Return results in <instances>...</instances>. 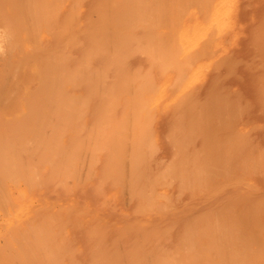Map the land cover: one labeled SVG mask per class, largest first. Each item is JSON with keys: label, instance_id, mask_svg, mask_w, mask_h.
Returning a JSON list of instances; mask_svg holds the SVG:
<instances>
[{"label": "bare ground", "instance_id": "bare-ground-1", "mask_svg": "<svg viewBox=\"0 0 264 264\" xmlns=\"http://www.w3.org/2000/svg\"><path fill=\"white\" fill-rule=\"evenodd\" d=\"M85 2L91 4L90 6L92 8L91 15H93V17L90 18L89 23L84 24L83 27L80 28L84 32L89 34L88 36L90 37V40L88 38L89 41H85L89 45L87 43H84L86 47L89 46L88 47L89 51L88 48L86 47L85 49H83L84 44L82 43L81 40H83L84 42V39L83 38L80 39L81 37L79 36V34H77L78 35L77 40L79 41L80 39L79 41L80 43L75 39L76 31L73 33L74 37H72L73 36L72 34L66 33L69 31V29L75 26L76 24L75 20H79ZM189 3L183 4L182 0H0V67L1 66L4 67V70L0 75V264H81L82 263V262L81 263L78 262L77 257L74 256L73 254L76 250L75 245L74 248L73 246L68 244V237H71L72 235L71 231L75 227V225L73 224L75 222L72 221L73 223L70 222L68 223V217H70L69 214L71 215V213L74 212H76L75 214H77V212H79L77 208L74 209L75 210L74 212H72L74 205L73 197H70L65 202H61V203L60 201H56V199L53 200L49 199L50 201L45 202L40 200L39 196L35 192V189L38 186L37 183L40 182L39 181L40 179L44 178L46 171L49 169L50 166L53 171V174L52 171L50 170L49 173L51 176L50 175L48 176L52 177L51 179H49L50 177L46 175V178H48L47 180L49 181L54 180L58 183H62L63 185L64 183H66L67 185V183L70 182H74L76 184L82 182L83 180L85 181L89 179L91 175L90 173H92L91 170L94 168L92 166L96 164V161L99 162L98 160L100 159L99 158L100 153L103 152L106 153V155H108L107 159H109V161L104 160V157L102 159V161L104 160L105 163L108 162L107 165L104 162H102L104 163V170L107 168L105 173H107L108 171V176L106 177L108 178L111 177V179L113 178L121 179L124 177L126 180L127 179L129 180L130 177L134 178L133 182H131L132 180L130 179V182H124V183L125 184L127 183L126 185L129 187L132 186L133 184L134 187H136L135 184L138 186L134 188L138 191L136 192L133 190L134 193H132L131 195L134 197V194H136L139 199L138 204L134 206L135 214H137V220L135 221L136 224L126 223L119 226V229H117V232L113 235V237L110 240L109 239L107 240L106 232L108 230V226L105 223H101L100 221L98 222L97 221L98 219L96 220L97 216L95 214V217L93 218H95L94 220L96 221L93 223V225H89L90 222L89 224H85L84 227L82 225L83 229L88 228L89 232H87V234L90 235V237L88 238H91L90 243L88 244V248H89L87 250L88 254H86L87 259L84 260L85 261L84 264H255L258 262L259 263L264 262V233L262 232L264 231L263 230L264 222L263 224H260V222H262L261 221L262 219L259 218L260 217L259 214L261 213L260 212L257 213V208L261 203H262L261 204L262 207L260 206L258 210L260 211V209H262V211L264 212V208H263L264 201L261 202L262 199L258 201V203L257 201L255 202V200L257 199L255 200L253 199V201L256 204L254 202L252 204L250 202H246L249 203L251 207H253L252 209L249 208L250 207L249 204H248L249 206L246 204V206H248V208H246L245 206L246 209L244 208L242 209L239 207L240 209H242L241 212L243 214L248 213L250 216V211H251L252 213L251 216L253 217V214L255 215L253 211H256L257 213V215H255L257 218L256 217L252 218L250 216L252 221L254 223L256 222L255 224L251 223L252 221L250 223L246 221L248 222L247 226L248 224L250 227L257 225L255 226V230H254L255 232L253 230L252 231L247 230L246 224L241 223L244 224L243 227L246 226V228L243 229L246 230L247 238L245 240L247 239L249 240L247 241V243L245 240H243V238L241 239V237H243V234L241 232L239 234L237 233L238 231L237 229L242 226L240 225V223H239L240 227L236 226L235 223L236 221H232L234 223L231 222L233 225L228 222L229 227L227 226V223H225L226 225L222 223L225 221H229L228 219H231L232 215L230 217L228 216L229 218L226 219L225 217L228 214L226 215L224 214L223 216L224 219H226L225 221L223 220L222 222L217 221V224H215V222L213 221L215 225L213 223H212L213 225H210L211 223L208 224L210 220L209 218L211 217L210 215L214 212L213 210V212L210 214L209 212L211 209L208 210L209 212L203 210V213L206 212V214L205 213L204 214L207 217H208L207 213H209L210 217H208V219H206L207 217L203 218V223L201 222L202 221L201 219L200 220L201 223L199 224L200 226H198L199 228L198 227L195 228V226L194 228L190 227L189 225H186L185 223L182 222L183 227L185 228V226H187V228L184 229L182 227L183 229H181L180 227L181 232L182 230H184L183 233H181V237L176 238V240L179 238L180 240L173 245L169 244L172 245L171 247L164 246L165 244L164 240L166 241L168 240V238H170V237L166 238V236L170 234L169 232L173 228L176 222L172 224L173 226L169 223L168 225L166 224L162 225L160 223L158 225H153L154 227L152 226L151 223H150L151 225L148 223V226L150 225L152 227L150 226L148 227L146 225V222L144 223L145 220L144 212H147L149 210L151 211V209H154L155 207H157L158 210L160 211L159 207L162 206L160 208L163 209L165 205L166 206L168 205L167 207L170 208L169 203L171 205V202L168 201L169 202L168 204H166L167 202L162 203L163 198L167 199L169 197V194L168 196L164 197L163 187L161 188L162 185L164 184L166 185V183H168L167 181L169 180V178H171V180L173 178L174 180L176 179L178 180L179 178L180 181L178 182V185L180 186L178 187H182L183 185L184 188L182 187L181 189L188 191L187 189H189V186H191L190 184H192V186L196 185L193 183L194 181L197 182V179H199L198 175L196 174H200V176H203L209 173L208 175H210L213 174V172L212 173L210 172L212 171L211 168L212 169L216 168V166L211 167L213 166L212 165L213 162L211 163V161H210L211 165L205 164V162H208L207 160H209L207 158L209 157V155H211V152H213V150L211 149L212 151L209 152V155L206 153L207 156L206 154L202 156V160L205 157H207L204 159L205 161L203 160V163L204 166H206L207 170L209 168L208 170L209 172L204 173V169H202L203 163L201 164L199 163L198 169H200L199 170L200 173L197 167H195L196 174H194L195 170L193 171L194 169L193 167L196 164H198L197 162H201V161H196L199 159L201 160L199 156L197 157L196 160L194 157L197 156V154L198 155L201 154V152L206 149L205 148L202 151L198 152L199 149H202L201 147L198 149V151L196 149V152H198L196 153V155L194 152H192L195 156L191 158L190 160L191 163H189L191 168L190 171L192 172L191 176H189V174L185 175L187 172L190 171L185 172L186 169L184 170V167L182 166V163H179L178 158H177L178 162H176L177 160L175 159V163L173 164L172 161L174 160L172 161L169 160L170 161L169 165H167L166 162L165 166L160 168L155 175L153 174L155 177L153 175L149 176V177L153 176L157 182L156 183L154 182L155 180H153L151 184L159 183L160 185L159 184L157 186L155 185L156 186L155 188L154 184H152L153 187L152 188L150 182H148L150 184L148 185L150 186V189L148 188V191L146 190L145 193L144 190L141 196L139 194V191L147 187L146 182L150 179V178H146L147 179L146 182L144 183L140 182V181H145V179L143 180L142 178L143 177L142 173L144 174L145 171L143 170L142 172V168L140 169L141 166L140 164L146 160L148 154L149 156L151 155L149 158L151 159L152 155L154 157V153H157L155 152L156 150L153 151L154 150L153 149L152 152L154 153L151 154L152 153L151 149L155 148L156 145L154 143L155 136H153V133L155 132H151L150 130V128H156L153 127L155 126V120L157 117L156 113L157 112L159 113V111H169L167 113L168 114L167 118L169 119V123H170V125L168 124L169 125L168 128H177V132L181 133L180 136L184 134L182 133L183 131H185L183 128L204 129L205 123L209 122L208 121L209 111L210 110L212 111L215 106L211 108L210 105L211 103L206 100L205 102L200 99L201 101L200 102L198 98L195 97L196 96L195 93H197L196 88L198 87L199 83L203 81L206 72L210 68H212L213 63L215 64V66L217 65L215 62L219 64L221 60L220 56L222 55L217 56L219 57L218 58L219 60L215 59V56L217 55L216 54L217 52L221 53V51L225 49V47L223 46L224 44H222L223 39L225 37H229V38L236 37V36L234 37V34L231 35V33L233 31V28H235L234 14L237 13L236 7L238 4V0H189ZM63 9L66 12L64 11L61 12L62 17L60 16L61 17L60 21H56L58 19V15H61L60 11H62ZM258 29L259 27L257 28V30ZM262 30L264 29H261V31ZM50 32L54 34L56 33L59 36H63L66 33L65 41L63 42L62 45L63 48L62 51L58 50L60 52H55V53H52L53 51L50 53L45 52L46 51L45 44L47 42V39H49ZM258 33H260V31ZM76 41L77 43H79V45L80 44L82 45L78 46ZM73 43H75L76 47L78 46V48L80 49L81 46H83L82 49L88 52L87 53L83 51L87 53L86 55H88L87 57L85 56L86 58L85 57L84 59L82 58L84 63L89 62L90 58L94 57L92 55H94L93 53L95 51L102 54L104 52L105 53L107 52L106 54L107 56H109L108 57L109 61L111 60V62L119 63L117 66H122L123 64H125L124 62L128 61V59L130 60L133 59L130 58L133 54H134L133 56H135V54H141L145 60L146 68L144 69V68L134 67L135 69L132 68L133 70L129 71L131 70L132 67L130 65V69L129 70L126 69V71L128 70V72H124V73L119 72L117 74V78L114 76L120 82L119 88L118 86L116 87L118 94H116V90H113L110 87H108V89L106 88V90L103 91H100L99 88H96V86L102 84L103 81L98 83L93 88L91 85H90L91 87L88 85V87L92 88L91 90L89 88V90L92 91L90 92V96H97L103 99L102 102L100 100L101 103L99 102V100L97 101V103L95 102L96 106L98 102L100 104H98V106L96 107L95 112L89 113L88 108L91 101V100L89 101L90 98L89 95L82 96V94H80L81 96H76L74 93H70V92L67 94H63L64 91L63 80L65 79L64 82L66 83L74 84L75 80H77L76 78H78L76 77L78 74L75 73L77 72L76 70L73 69L75 71L74 72L71 69L67 68L65 70L68 71H63L61 65V61H62L61 58L67 54L68 50L73 46ZM36 54H38L40 57L39 56L37 57ZM259 55L261 54L259 53ZM99 63L98 65H102ZM12 64H15L16 66H14L12 69H9L8 66H11ZM90 64L91 63H89V65L87 64V66H90ZM106 64H109L107 60H106ZM129 64L132 63L130 62ZM81 65H83L82 61H81ZM125 66H127V64ZM141 67H144V63L143 65H141ZM84 68L86 69V66ZM104 68L105 67H103V69ZM125 68L126 67H124V69ZM106 71L107 70H104L103 72L100 71L99 73L97 72L98 74L95 73L94 74L95 76L93 77L94 80L92 79V82L94 81L93 83L95 84L97 80L100 81L103 78L100 74L102 73L105 74ZM91 75L89 73V76ZM86 76L85 78H87ZM105 76H107L106 77L107 79L109 78L108 74ZM95 78H97L96 81ZM216 79L214 81H216L218 84V80ZM88 80L91 79H89L88 77ZM109 80L110 79H108L107 81ZM14 82L17 83L16 87L15 85H12V83ZM76 83L78 82L76 81ZM115 84L117 83L115 82ZM256 88H258V86ZM210 91L212 92V90ZM218 93H219V89H218ZM219 94L221 96V93ZM211 98H215V97H211ZM259 98L261 97L259 96ZM221 99L222 101L224 100L223 98ZM213 114L210 116L211 118L216 115ZM230 115L232 116V112ZM218 118L219 117H217V119ZM232 118L233 116L231 117V119ZM217 119L215 116L214 120ZM231 119L227 118V121ZM220 123L218 122L216 124L218 125ZM233 123L234 122L232 121V124ZM233 125H235V123ZM239 127L237 126V130L239 129ZM192 129H191L192 133L187 131L188 133L191 134V136H193L192 134L194 132V130L192 131ZM250 129L246 131H249L250 133L251 130H254V128H252L251 130ZM232 130L233 129H231L232 133L237 132L236 130L234 132ZM246 131L245 132L242 131L244 133V136L247 133ZM239 132L241 131H238V133ZM242 132L239 134L237 133L235 135L239 138ZM249 133L246 134V137L249 136L248 135ZM165 135L167 136L166 133ZM165 135H163V137ZM228 136L230 135L228 134L227 138ZM186 137L189 138V135ZM194 137L195 136H193V138ZM233 137L234 135L231 136L230 139ZM242 137L243 135L241 136V138ZM169 138L171 139V136H169ZM204 138L206 137L204 136ZM241 138H239L240 143H242ZM228 139L226 140L224 139L226 143ZM244 139H243V143L245 142ZM68 140L71 141L68 143ZM202 140H206V139L202 138ZM228 142L230 141L228 140ZM201 143H203V141ZM213 143L214 142H212V144ZM214 144L212 146L213 148H215ZM220 144L223 145L221 142ZM220 144L218 143L217 146L219 147ZM153 145H155V147H153ZM201 145L203 146V144ZM239 145L241 144H238V147ZM187 146L186 147L183 146L182 149L183 155L188 154V152L184 154L185 153L184 148H187ZM229 146H231V144ZM232 146L234 148V145ZM218 147L217 149L214 150H218ZM231 149L232 147L230 149H227L226 152H228V150L229 152L232 150H234L235 152L237 150L238 152L239 148L236 150L235 148L232 150ZM180 153L177 154V156L178 155L180 156ZM217 153H219V150L217 151ZM233 153L234 152L230 154L232 155ZM220 154H222L221 151ZM252 154L253 153L251 152V155L250 154L248 155L252 156ZM174 155L175 157L173 158H176V154ZM215 155H213V157ZM261 155L264 157V151L254 152V156H252L254 157V159L252 158L250 159L253 160L252 164L254 163L257 168L254 169L255 165L253 164L251 169H254L255 171L258 170L257 165L259 162H261V160H259L260 157H262ZM187 156L189 158V156L192 155L188 154ZM233 156L234 155H232V157ZM186 157H184L185 160ZM223 157H225V155H223ZM84 158H88L89 164L87 162V164L85 165L89 166V167L86 166L87 168L91 167L89 172L88 170H86V168L83 167L84 166L83 163H82L83 165L82 167L75 166L78 164L76 162L77 160L78 161L80 160L79 162H84L81 161ZM216 159H218V161L220 162L221 157L220 158L216 157ZM216 159L214 161L215 163H216ZM229 159L226 160L227 161L226 165L229 162ZM232 159L234 158H231V160ZM244 159L246 163V157H244ZM218 161L217 164L219 163ZM234 161L235 159L233 160V162ZM126 162H128V164ZM150 162L152 163V159ZM222 163L225 165L224 162ZM101 165L99 164V166ZM186 165L189 166L188 162ZM236 165L237 164H235V166ZM242 165L240 163L241 167H243ZM260 165L261 168L264 167V166L262 167V165L264 164L262 163L259 164V167ZM119 166L120 168L122 167L120 172L117 171ZM218 168H220V170L223 169L221 167ZM217 169H214V172ZM245 169H243V171ZM232 170L230 171L231 173H233ZM260 170H264V169H260ZM260 170H258V172ZM228 171L225 170L224 172H226L227 174ZM218 172L217 173L219 175L220 171ZM217 173H214L215 174L214 176H217L216 175ZM242 173L240 172L241 174L240 176H242L243 179ZM260 173L258 174L259 176ZM127 174H130V177L129 175L128 178L124 176ZM131 174L133 176H131ZM92 176L94 175L92 174ZM210 176L212 177V175ZM106 177L104 176L105 179ZM220 177H222L221 174L219 175V178ZM46 178H44L43 183L45 182ZM104 178L102 177L103 181ZM108 178L107 180H109ZM141 178L142 180H140ZM185 178L187 181L186 180L183 181ZM213 179L214 180L212 181L211 178L212 183L211 181H209L210 184H208L209 182L207 180L210 179L207 178L206 179L207 182H205L206 184L203 183V186L206 187L207 184L211 186L215 181V178ZM102 180L99 182H102ZM138 180L140 181L137 182ZM174 180L172 181L176 182ZM200 180L202 179L201 178L199 179L196 188L197 187L201 188L200 185L202 183L200 184L199 182L205 181V179L202 181ZM247 181L250 180L247 179ZM113 182H115V180H113ZM116 182L113 185L115 184L117 185ZM183 182H185L186 184ZM218 182H221V180ZM112 183L110 184L112 185ZM245 183L248 184V182L246 181ZM99 184H97V187ZM170 184L171 183L169 182L168 184L169 187ZM246 184L243 185H245V187H250ZM168 185H166L165 187H167ZM102 186H104V184L99 185L100 188H102ZM158 186L159 188H157ZM223 187H221V189ZM70 188L72 187L70 186ZM255 188H256V184H255ZM127 189L131 190V188H127ZM68 190L70 189L68 188ZM182 190H180L181 195L183 192ZM122 191L125 192V189ZM178 194L177 196L179 197ZM197 194L195 193V196ZM101 195L105 198L107 196L105 191L101 192ZM239 196H241V194ZM262 196L264 195H261V197ZM171 197L175 198L173 197V195H171ZM241 197L238 198L241 199ZM261 197L259 196L258 200ZM114 198L115 197L113 194V199ZM178 199H176V201ZM191 199L192 197L190 198V200ZM245 199L243 201H245ZM216 200H218L217 197ZM105 201L106 200L100 201V205L101 203L107 205L109 201L107 200L108 202L104 203ZM229 201L233 202L232 200ZM173 202L174 201H172V203ZM216 202L218 201H215V203ZM130 203L132 204V201ZM231 204L232 203H230V206H232ZM233 204L236 205L235 201L233 202ZM253 204H255V206L257 205L256 210ZM225 206L223 208H225ZM87 207L88 205L86 204L82 206L83 209L84 208L86 209ZM229 207L227 208V210L229 209ZM232 207L234 208V206ZM114 208L113 211L118 209L119 207L116 209ZM247 209H249V211H247ZM227 210L226 212H229L230 209L228 211ZM176 211H178V208L176 209ZM194 211L192 215L195 213ZM235 211L237 212L238 210ZM114 212H117V210ZM87 213H89V211ZM90 213L86 215L87 216L89 215L88 217H90ZM167 213L165 215H167ZM216 213L218 214L219 211H217ZM223 213L224 212H222V214ZM183 214H185V212H183ZM189 214L191 215V213ZM189 214L187 215L186 213V219H188V216L191 219L192 215L190 216ZM201 214L202 213L199 212L200 216L203 215ZM217 214L215 215L218 219L219 217ZM91 215L93 216V214ZM205 215L203 216L205 217ZM233 215L235 214L233 213ZM261 215L264 214L262 213ZM179 216L181 217V215ZM235 216H236L235 218L237 219V214ZM243 216L246 218L245 219L243 217L244 220H248V219L251 220L250 218L247 219L246 215ZM180 217L179 219H181ZM212 217L215 218L214 215H212ZM159 218L161 219V217ZM164 218L165 217H163V219ZM221 218H219L218 220H220ZM235 218L232 219L234 220ZM258 218L260 219V222L255 221ZM183 219L185 221V218ZM190 219L189 221L191 223L192 220ZM240 219L241 218L237 220L239 221ZM124 221H126V219ZM196 221L198 220L197 219L195 220V223H193L194 225L197 223ZM204 221L205 223L207 221V224H205ZM118 222L121 221L118 220ZM79 223L83 224L84 222L80 221ZM201 224H203L204 226H202ZM234 225L237 227L235 228L237 230V231L235 230L236 233H234L235 232ZM230 226L233 227L232 231H230L231 230ZM249 226L248 228H250ZM76 228H79L78 225ZM252 228L254 227H251V229ZM74 230L75 229H73V231ZM180 230H179V234H180ZM239 231H241V229ZM240 234L242 235L240 236ZM133 235H135L136 237L135 241L132 240L129 241ZM238 235L240 238L238 237ZM246 236H244V238ZM237 238L241 240L240 243L238 242L239 239ZM124 242L127 243L125 244ZM81 251L82 250L80 249L79 253H81ZM80 258H83V255ZM246 258L247 259L249 258L250 263L247 261Z\"/></svg>", "mask_w": 264, "mask_h": 264}, {"label": "rangeland", "instance_id": "rangeland-1", "mask_svg": "<svg viewBox=\"0 0 264 264\" xmlns=\"http://www.w3.org/2000/svg\"><path fill=\"white\" fill-rule=\"evenodd\" d=\"M182 2H183V4H188L189 3V0H182ZM185 2V3H184ZM190 4V3H189ZM88 7H87V6ZM91 6V4H89V3H84V8H83V10L81 11V14H80V17H79V20H75V22H76V24H75V26L74 27H72L71 29H69V31L68 32H66V33H68V34H72L73 35V33L75 32V34H76V40H77V34H79V36L81 37H78V38H80V39H84V42H83V40H81L82 41V43L84 44V43H87V42H85V41H89L90 40V37L88 36L89 34L88 33H86V32H84L80 27H83V25L84 24H87V23H89V20H90V18H92L93 17V15H91V12H92V8L90 7ZM245 6V7H244ZM87 8V9H86ZM89 9V10H88ZM66 12L64 9L62 10V11H60V14L61 15H58V19L56 20V21H60V19H61V17H62V13L61 12ZM84 12V13H83ZM236 12L237 13H235L234 14V27L235 28H233V31H232V33H231V35L232 34H234V37L235 38H229V37H225L224 39H223V41H222V44H224L223 46L225 47V49L223 50V51H221V53H219V52H217L215 55V59H217V60H219L218 58L219 57H217V56H220V55H222V56H220V62H219V64L217 63V62H215L217 65H219V66H215V64L213 63V65H212V68H210L207 72H206V74H205V77H204V79H203V81H201L200 83H199V85H198V87L196 88V90H197V93H195V97L196 98H198V100L200 101V99L202 100V101H208V102H210L211 104V108H213L214 106V109L211 111H209V118H208V121L209 122H206L205 123V127H204V129H201V128H183L185 131H183L182 133H184L182 136H180V134L181 133H178L177 132V128H168L169 127V125H170V123H169V119L167 118L168 117V112L169 111H159V113L157 112L156 113V115H157V117H156V120H155V126H153V127H156V128H150V130H151V132H155V133H153V136H155L154 138V143H155V145H156V147H155V145H153V147H155V148H152L151 149V152H152V150L153 151H155V152H157V153H154V152H150L151 154H153L154 153V157H153V155H152V163L150 162L151 161V159H149L150 158V156H149V154H148V156H147V158H146V160L144 161V162H142L140 165V169L142 168V172H143V170L145 171V173L143 174L142 173V175H143V180L145 179V181H140V180H142V178L140 179V180H138L137 182H142V183H144V182H146V178H150L145 184L147 185V187L145 188V189H143V190H141V191H139V194H140V196H141V194H143V191H144V193L146 192V190L148 191V188L150 189V186H148V185H150L151 184V182H153V180H155V174H156V172L160 169V168H162L163 166H165L166 164L167 165H169V162L170 161H172V160H174V161H172V164L173 163H175V159L177 160V158H178V160H179V163H182V166L184 167V170H185V172L186 171H190V164L189 163H191L190 162V160H191V158L193 157V156H195L196 155V153H198V152H200V151H202L203 149H205V150H203L202 152H203V154H202V152H201V154H197V156H195L194 158H195V160L197 159V157L199 156L200 158H201V160L199 159V160H196V161H201V162H197L198 164H193V165H195L193 168V171L195 170V167H197V169L199 168V163L201 164V163H203V160L205 159V158H207V157H203L204 159L202 160V156H204L206 153L209 155V152H211L212 150H213V152H211V155L213 154V155H215L216 153H217V151L219 150V153H217L214 157H213V155L211 156V155H209V157L207 158V159H209V160H207L208 162H205V164L206 165H211V163H212V165L213 166H211V167H215L216 166V168H211V170L212 171H210L211 173L213 172V174H210V175H212V177L210 176V175H208V174H206V175H203V176H200V174H196V170L193 172L194 174H196V175H198V178L200 179H202V180H204L205 179V181L203 182L202 180H200V181H202V182H199L201 185V188L200 187H197L196 188V185H198L197 184V182L199 181V179H197V182H195L194 181V183L193 184H196V185H193L192 186V184H190L191 186H189V189H187L188 191H186V190H182L181 188L183 187L184 188V186L182 185V187H178V186H180V185H178V182L180 181L179 180V178H178V180L176 179V177H175V179L176 180H174V178L172 179V180H174V181H176V182H173L172 180H171V178H169V180L167 181L168 183H166V185H168L169 184V182L171 183L170 184V187H169V185L167 186V187H165L166 185L164 184V185H162L161 186V188L163 187V190H164V197H166V196H168V194H169V200H168V198L166 199H164L163 198V202L162 203H164V202H167L166 204H168L169 202H171V205H170V203H169V206H170V208H168L166 205H165V207H163V209H161L160 207H162V206H160L159 207V209H160V211L158 210V208L157 207H155L154 209H151V211L149 210V211H147V212H144V223L146 222V225L148 226V223L150 224H152V226L153 225H158V224H166V225H168V223L169 224H174L175 222V224H177V225H175L174 224V226H173V228L170 230V234H168V236H166V238L167 237H170V238H168V240H169V242H168V240H164V246H166V247H171L173 244H175L177 241H179L180 240V238L179 239H177L176 240V238H178V237H181V233H183V231L184 230H182V232H181V230H180V227H181V229H183L184 227H183V223H185L186 225H189L190 227H193L194 228V226H195V228L196 227H198V226H200L199 224L202 222L203 223V218H206L207 216L205 215L206 214V212H209L208 210L209 209H211L210 210V214L213 212V210H214V212L210 215L209 213H207V215H208V217H210L209 219V223L208 224H210V225H213L214 223H213V221L215 222V224H217V221H220V222H222V220L223 221H225L226 219H228L231 215H232V218H235L236 216V214H237V219H239V218H241L239 221L236 219H228L229 221H225V222H222V223H227V226H228V222L230 223V224H232V223H234V222H232V221H236L235 223H236V226H239V223H240V225H242L240 228H238L237 230L239 231L240 229H241V231H237L235 228H237L235 225V227H234V231L236 230L237 231V233L239 234L240 232L243 234V237H241V239L243 238V240H245L246 238H247V236H246V230L245 229H243V228H246V226H247V223L249 222H251L252 221V219L250 218V216L252 215V213H251V211H250V216H249V214L248 213H245V214H243L241 211H242V209L244 208V209H246V208H248V206L250 205L249 203H246V202H250L251 204L254 202L253 201V199L255 200V199H257V200H255V202L257 201V203H258V201H260L261 199V202L262 201H264L263 199H264V196H262L261 197V195H264V170H260V169H264V165H262V167L263 168H261V165H260V167H259V164H264L263 162H264V157L262 156V157H260V159L259 160H261V162H259L258 163V170H260L259 172H258V170H254L255 168H257L256 167V165H255V167H254V169H251L252 168V161L253 160H251L250 158H252V159H254V157H252V156H254V152L255 151H257V152H259V151H264V89H262V88H264V30H262L261 31V29H264V0H238V4H237V7H236ZM61 16V17H60ZM260 21V22H259ZM84 22V23H83ZM237 23V24H236ZM256 24V25H255ZM259 25V26H258ZM261 25V26H260ZM254 26H256V27H254ZM238 27V28H237ZM252 27V28H251ZM259 27V29L257 30V28ZM260 27H261V29H260ZM253 28H254V30H256V31H254L253 30ZM74 30V31H73ZM236 31V32H235ZM260 31V33H258ZM54 32V31H53ZM65 33V34H66ZM65 34L63 35V36H59L58 34H54V33H49V39H47V42H46V44H45V46H46V53H50V52H52V53H55V52H60V51H62L63 50V48H62V45H63V42L65 41ZM56 35V36H55ZM243 35V36H242ZM83 36H85V37H83ZM88 36V37H87ZM228 36V35H227ZM59 37V38H58ZM72 37H74V35L72 36ZM88 38H89V40H88ZM80 39H79V41H80ZM51 40V41H50ZM237 40V41H236ZM78 41V40H77ZM77 41H76V43H77ZM78 41V42H79ZM228 41H229V43H228ZM255 43H254V42ZM80 43V42H79ZM79 43H77L78 44V46H80V45H82V44H80L79 45ZM88 44V43H87ZM257 44V45H256ZM55 45V46H54ZM59 45V46H58ZM89 45V44H88ZM228 45V46H227ZM48 46V47H47ZM78 46L76 47V44L75 43H73V46L68 50V52H67V54L65 55V56H63L62 58H61V60L63 61H61V65H62V70L63 71H68V70H65V69H71L72 71H74V70H76L77 72H75L76 74H77V76L76 77H78V78H76L77 80H75V82H74V84H72V83H66V82H64L65 81V79L63 80V84H64V91H63V94H67V93H74L76 96H81L80 94H82V96L83 95H89V101H90V104H89V108H88V111H89V113H92V112H95V110H96V107L98 106V104H100L102 101H103V99H101V98H99V97H97V96H90V92H92V91H90L94 86H96L98 83H100V82H102L103 81V83L102 84H100V85H98V86H96V88H99L100 89V91H103V90H106V88L108 89V87H110L111 89H113V90H116V94H118V91H117V89H116V87L118 86V88H119V81H118V79H116L117 78V74L119 73V72H128V70L130 69V65L132 66L131 67V70H129V71H132L133 69H135L134 67H138V68H146V63H145V60H144V58H143V56L141 55V54H135V56H137V57H135V56H131L130 58H133V59H128V61L127 62H124L125 64H123L122 66H117L119 63H114V62H111V60L109 61V56H107V52L105 53H99V52H94L93 54L94 55H92V56H94V57H92V58H90V60H89V62H87V63H84L83 62V59H84V57L86 56H88V55H86L88 52L87 51H85V50H83V49H85V44H84V48L82 49V47L83 46H81V49L80 48H78ZM222 46V47H223ZM89 47V46H88ZM88 47H86V48H88ZM48 49V50H47ZM55 50V51H54ZM58 50H60V51H58ZM80 50V51H79ZM221 50H222V48H221ZM83 51H85V52H87V53H85V52H83ZM88 51H89V48H88ZM226 53V55H225V53ZM71 53V54H70ZM78 53V54H77ZM96 53V54H95ZM98 53V54H97ZM228 53V54H227ZM259 53L261 54V55H259ZM219 54V55H218ZM37 55V57L39 56L38 54H36ZM36 55H34V56H36ZM99 55V56H98ZM140 55V56H139ZM73 56V57H72ZM101 56V57H100ZM103 56V57H102ZM106 56V57H105ZM40 57V56H39ZM76 57V58H75ZM85 57V58H86ZM83 58V59H82ZM108 58V59H107ZM138 58H139V60H138ZM92 59V60H91ZM37 60V59H36ZM103 60V61H102ZM106 60L109 62V64H106ZM216 60V61H217ZM81 61H82V64L83 65H81ZM94 61H95V63H94ZM100 62V63H99ZM132 63V64H129V63ZM89 63H91L90 64V66H87V64L89 65ZM98 63L99 64H102V65H98ZM143 63H144V67H141V65H143ZM79 64V65H78ZM84 64H86V65H84ZM127 64V66H125ZM104 65V66H103ZM140 65V66H139ZM14 66H16L15 64H12L11 66H8V68L9 69H12ZM75 66V67H74ZM81 66H83V67H81ZM86 66V69L84 68ZM101 66V67H100ZM216 68H215V67ZM79 67V68H78ZM93 67V68H92ZM103 67H105L104 69H103ZM124 67H126L125 69H124ZM218 67V68H217ZM83 68V69H82ZM133 68V69H132ZM137 68V69H138ZM6 69V68H5ZM74 69V70H73ZM85 69V70H84ZM95 69H97V70H95ZM101 69V70H100ZM126 69H128L127 71H126ZM143 69V70H144ZM217 69V70H216ZM3 70H4V67L3 66H1L0 67V75L2 74V72H3ZM71 70H70V72H71ZM83 70V71H82ZM88 70V71H87ZM92 72H91V71ZM104 70H107L106 72H105V74L104 73H102V74H100L103 78L100 80V81H98L97 80V78H95V81L97 80V82L94 84L93 82H92V79H93V77L95 76L94 74L95 73H99L100 71H104ZM110 70V71H109ZM139 70V69H138ZM215 70V71H214ZM96 71V72H95ZM85 72V73H84ZM94 72V73H93ZM109 72V73H108ZM112 72V73H111ZM88 73V74H87ZM89 73H90V75L92 76H89ZM97 73V74H98ZM216 73H218V74H216ZM75 74V75H76ZM96 74V75H97ZM104 74V75H103ZM109 75V78L108 79H110L109 81L111 82V84H110V82L109 81H107L108 79L106 78L107 76H105V75ZM87 75V76H86ZM113 77H112V76ZM85 76L87 77V78H85ZM105 76V77H104ZM116 78H115V77ZM218 76V77H217ZM88 77H89V79H91V80H88ZM112 77V78H111ZM217 79H216V78ZM86 80H85V79ZM116 79V80H114V79ZM220 78V79H219ZM218 80V84H217V82L216 81H214V80ZM94 80V79H93ZM212 80V81H211ZM220 80V81H219ZM76 81L78 82V83H76ZM84 81V82H83ZM86 81H87V83H86ZM112 81H113V83H112ZM215 83H214V82ZM106 82H109V83H106ZM115 82L117 83V84H115ZM205 82V83H204ZM92 83V84H91ZM214 83V84H213ZM62 84V85H63ZM69 86H68V85ZM76 84V85H75ZM78 84H80V85H78ZM85 84V85H84ZM107 84V85H106ZM12 85H15V87L17 86V83L16 82H14V83H12ZM79 87H78V86ZM88 85L90 86H92V88H90V87H88ZM109 85V86H108ZM116 85V86H115ZM72 86H74V87H72ZM114 86V87H113ZM211 86H213V87H211ZM258 86V88H256V87ZM263 86V87H262ZM81 87V88H80ZM86 89H85V88ZM102 87V88H101ZM113 87V88H112ZM202 88V89H200V88ZM261 87V88H260ZM74 88V89H73ZM89 88H90V90H89ZM211 88V89H210ZM223 88V89H222ZM218 89H219V93H221V96H220V94L218 93ZM256 89V90H255ZM210 90H212V92L210 91ZM88 91V92H87ZM84 92H85V94H84ZM87 92V93H86ZM89 93V94H88ZM215 95V96H214ZM224 96V97H223ZM259 96L261 97V98H263V99H261V98H259ZM200 97V98H199ZM211 97H215V98H211ZM227 97V98H226ZM205 98V99H204ZM221 98H223L224 100L222 101V99ZM227 100H226V99ZM257 98V99H256ZM99 100V102H100V100H101V102L99 103L98 102V104H97V106L95 105V102L97 103V101ZM210 100V101H209ZM262 100V101H261ZM205 101V102H206ZM234 101V102H233ZM260 101H261V103H260ZM201 102V101H200ZM214 102V103H213ZM223 103V104H222ZM227 105H226V104ZM237 103V104H236ZM263 103V104H262ZM93 104V105H92ZM213 104V105H212ZM215 104H218V105H215ZM220 104H221V106H220ZM228 107V109H227V107ZM262 105H263V107H262ZM218 106V107H217ZM233 106V107H232ZM242 106H243V108H242ZM219 108V109H218ZM232 108V109H231ZM241 108V109H240ZM261 109H262V111H261ZM218 110H220V111H218ZM223 112H222V111ZM239 110V111H238ZM225 111V112H224ZM228 112H230V113H228ZM231 112H232V116H233V118L231 119ZM241 114H240V113ZM211 113V114H210ZM216 114L215 116H216V119H217V117H219L217 120H218V122L220 123V124H216V123H218L217 122V120H214V118H215V116H213L212 118L210 117L212 114ZM220 113V114H219ZM213 114V115H214ZM229 116H228V115ZM251 115V116H250ZM235 116H238V117H235ZM227 118L229 119H231L234 123H235V125H233L232 124V121L231 120H228L227 121ZM224 119H225V121H227L228 122V124H227V122H225L224 121ZM214 120V121H213ZM223 122H222V121ZM216 122V123H215ZM209 123V124H208ZM169 124V125H168ZM212 124V125H211ZM254 124V125H253ZM224 125V126H223ZM208 126V127H207ZM211 126V127H210ZM217 126H218V128H217ZM229 126H230V128H229ZM231 126H232V128H231ZM237 126L239 127V129L237 130ZM252 126H255V127H252ZM213 127H216V128H213ZM236 127V128H235ZM263 127V128H262ZM252 128H254V130H251ZM257 128V129H256ZM87 129H90V128H87ZM171 129V130H170ZM191 129H192V131L194 130V132H193V136H195L194 138H193V136H191V134L190 133H192L191 132ZM231 129H233L232 131L234 132L235 130L237 131L236 133H232L231 132ZM251 130V134L249 133V131H246V130ZM258 129H261V130H258ZM190 130V131H189ZM196 130V131H195ZM201 130V131H200ZM203 130H205V131H203ZM208 130V131H207ZM227 130H230V131H227ZM166 131V132H165ZM190 132V133H188V132ZM198 131V132H197ZM238 131H243V132H247V133H249L248 135L249 136H247L246 137V134H245V136H244V133L242 132V134H240V136H239V138H241V136L243 135V139L245 140V142L243 143V139L241 138V142L243 143H240V139L235 135V134H237L238 133ZM187 132V133H186ZM209 132V133H208ZM218 132V133H217ZM223 132V133H222ZM230 132V133H229ZM241 132H239V133H241ZM165 133L167 134V136H168V138H167V136L165 135ZM170 133V134H169ZM174 133V134H173ZM186 133V134H185ZM207 135H206V134ZM231 133H232V135H231ZM238 133V134H239ZM165 135L164 137H163V135ZM173 134V135H172ZM210 134V135H209ZM212 134V135H211ZM226 134V135H225ZM230 135V136H228V138H227V135ZM188 136L189 135V138H190V140H189V138L188 137H186V136ZM197 135H200V136H197ZM202 135H203V137H202ZM234 135V137L233 138H231L230 139V137L231 136H233ZM169 136H171V139L169 138ZM204 136L206 137V138H204ZM208 136H209V138H208ZM173 137V138H172ZM201 137V138H200ZM166 138V139H165ZM175 138H176V140H175ZM187 138V139H186ZM191 138H192V140H191ZM199 138V139H198ZM202 138L203 139H206V140H202ZM215 138V139H214ZM238 138V139H237ZM249 138H250V140H249ZM168 139V140H167ZM173 139H174V141H173ZM208 139H209V141H208ZM226 139H228L230 142H228V140H227V143H226V141L225 140ZM234 141H233V140ZM223 140V141H222ZM238 140V141H237ZM249 140V141H248ZM71 140H68V143L70 142ZM187 141V142H186ZM190 141V142H189ZM203 141V143H201ZM236 141V142H235ZM257 141V142H256ZM174 142V143H173ZM205 142H208L209 143V145H208V143H205ZM212 142H214V143H216V144H214L215 146V148H213L212 146H213V144H212ZM220 142L223 144V145H221L220 144ZM224 142V143H223ZM237 142H238V144H241V145H243V146H241V145H239V147H238V144H237ZM248 142V143H247ZM195 143V144H194ZM205 143V144H204ZM220 144L219 145V147L217 146V144ZM257 143V144H256ZM201 144H203V146L201 145ZM231 144V146H229ZM237 146H236V145ZM252 144V145H251ZM159 145V146H158ZM189 147H188V146ZM192 145H194V146H192ZM208 145V146H207ZM232 145H234V148H235V150L236 149H238V152H237V150H236V152L234 151V150H232V149H234L233 148V146ZM248 145V146H247ZM183 146L184 147H186L187 146V148H184V154H186L187 152H188V154H191L192 156H189V158H188V154H186V155H183V151H182V149H183ZM218 147V150H214V149H217V147ZM221 146V147H220ZM226 148H225V147ZM236 146V147H235ZM250 146V147H249ZM259 146V147H258ZM158 147H159V149H158ZM197 147V148H196ZM202 147V149H199V148H201ZM210 147V148H209ZM223 147H224V149H223ZM232 147V151H230L229 152V150H228V152H226L227 151V149H230V148ZM248 149H247V148ZM257 147H258V150H257ZM175 148V149H174ZM180 148V149H179ZM220 148V149H219ZM254 148V149H253ZM179 149V150H178ZM196 149H197V151H198V149H199V151L198 152H196ZM212 149V150H211ZM249 149H250V151L253 153L252 154V156H250L251 155V152L249 151ZM252 149H253V151H252ZM259 149H261V150H259ZM158 150V151H157ZM172 152H171V151ZM173 150H175V151H173ZM193 150H195V151H193ZM208 150V151H207ZM180 151H181V153H180ZM191 151V152H190ZM207 151V152H206ZM216 151V152H215ZM220 151H221V153L223 154V155H225V157H223V155L222 154H220ZM241 151V152H240ZM246 151V152H245ZM247 151H249V152H247ZM178 152V153H177ZM192 152H194L195 153V155L192 153ZM232 152H234L232 155H234L233 157H232V155L230 154V153H232ZM180 153V156L178 155L177 156V154H179ZM244 153H245V156H244ZM174 154H176V158H173V157H175V155ZM183 156H182V155ZM207 154H206V156H207ZM226 154H227V156L230 158H228L227 156H226ZM238 154V155H237ZM242 154H243V156H242ZM248 154H250V155H248ZM105 155H106V153H100V159L98 160V159H96V160H98L99 162H101V163H99V162H97L96 161V164L95 165H93L92 167H94L91 171H92V173H90L91 175H90V177H89V179H87V180H83L82 182H80V183H74V182H70V183H67V185H66V183H64V185L62 184V183H58V182H56V181H52V180H47L48 178H46V175L48 176V175H50V170L52 171V169H51V166L49 167V169L46 171V174H45V176H44V178H46V180L48 181V183H47V181L45 180V182L43 183V181H44V178H42V179H40L39 181V183H37V187H36V189H35V192H36V194L39 196V198H40V200L41 201H50L49 199H51V200H53V199H56V201H60V203L61 202H65L67 199H69L70 197H73V199H74V205H73V209H72V212H74L75 210L74 209H76L77 208V210L79 211V212H77V214H75L76 212H74V213H71V215L69 214V216L70 217H68V223L70 222V223H73V222H75V223H73L74 225H75V227L73 228V229H75L74 231H73V229H72V231H71V233H72V235H71V237H68V244L69 245H71V246H73L74 247V245H75V247H76V250H75V252L73 253L74 254V256H76L77 257V260H78V262H82L81 264H84L85 263V259H87V256H86V254H88V252H87V250L89 249L88 248V244L90 243V239L91 238H88V237H90V235H88L87 234V232H89V230H88V228L86 229H83L82 228V225H83V227H84V225L85 224H89V222H90V224L89 225H93V223L97 220L98 222L100 221L101 223H105V224H107V226H108V230H107V232H106V238H107V240L109 239H111L112 237H113V235L117 232V229H119V226H121V225H123V224H126V223H134V224H136V220H137V214H135V209H134V206H136V204H138V196L136 195V194H134V197L133 196H131L132 195V193H134V191H138V190H136V189H134V188H136V187H138L136 184H135V186L136 187H134V184L132 185V186H127L124 182H130V179L132 180L131 182H133V179L134 178H131L130 177V174H127V175H124V176H126L127 178H128V175H129V177H130V179L128 180H126L124 177L123 178H121V179H118V178H116V179H111V177H106V176H108V171H107V173H105V171H106V166H105V170H104V163H105V161L104 160H108L109 161V159H107V157H108V155H106V158H105ZM174 155V156H173ZM201 155V156H200ZM221 155V156H220ZM187 156V157H186ZM239 156H241V157H239ZM250 156V157H249ZM103 157H104V160L102 161V159H103ZM172 157V158H171ZM180 157V158H179ZM184 157H186V160H185V158ZM216 157L217 158H220L221 157V160H220V162L218 161V159H216ZM244 157H246V163H248V164H246L245 163V159H244ZM182 158V159H181ZM184 158V159H183ZM188 158V159H187ZM193 158V159H194ZM223 158V159H222ZM224 158H226V159H224ZM231 158H234L235 159V161L233 162V160L234 159H232L231 160ZM263 160H262V159ZM162 159V160H161ZM165 159V160H164ZM215 159H216V163L214 162L215 161ZM229 159V162L227 163V165H226V160H228ZM248 159V160H247ZM154 160V161H153ZM170 160V161H169ZM178 160L176 161V162H178ZM224 160V161H223ZM242 160V161H241ZM80 161V160H79ZM78 160L76 161L78 164L77 165H75L76 167H82L83 165V167L84 168H86V170H88V172L90 171V168H87V167H89L88 165H85V164H87V162H88V158H84L83 160H81V161H84V162H79ZM156 161V162H155ZM158 161V162H157ZM162 161H164V162H162ZM181 161V162H180ZM183 161V162H182ZM185 161V162H184ZM195 161V162H196ZM205 161V160H204ZM210 161H211V163H210ZM217 161L221 164H217ZM231 161V162H230ZM239 161V162H238ZM102 162H104V163H102ZM107 162V161H106ZM160 162V163H159ZM162 162V163H161ZM167 162V163H166ZM187 162H188V165L189 166H187L186 164H187ZM222 162H224L225 163V165L222 163ZM242 162H243V165H242ZM82 163H83V165H82ZM97 163H98V166H97ZM108 163V162H107ZM107 163H105L106 165H107ZM127 164H128V162H126ZM160 165H159V164ZM166 163V164H165ZM184 163H186V164H184ZM230 163V164H229ZM240 163H241V165L243 166V167H241L240 166ZM79 164H81V165H79ZM88 164H89V162H88ZM99 164L101 165V164H103V165H101V166H99ZM157 164V165H156ZM176 164H178V163H176ZM184 164V165H183ZM223 164V165H222ZM235 164H237L236 166H235ZM109 165H110V163H109ZM171 165V164H170ZM186 165V166H185ZM203 166H202V169H204V173L205 172H209L208 170H209V168H208V170L206 169V166H204V163L202 164ZM245 165H247V166H245ZM250 167H249V166ZM87 166V167H86ZM150 168H149V167ZM224 166V167H223ZM245 166V167H244ZM75 167V168H76ZM186 167V168H185ZM218 167H221V168H223V169H221L220 170V168H218ZM226 167H227V169H226ZM237 167H239V168H237ZM241 167V168H240ZM247 167V168H246ZM103 168V169H102ZM108 168H110V167H108ZM153 168V169H152ZM188 168V169H187ZM201 168V167H200ZM218 168V169H217ZM228 168H230V169H228ZM246 168V169H245ZM101 169V170H100ZM122 169V167L120 168V166L118 167V169H117V171H119L120 172V170ZM157 169V170H156ZM205 169H206V171H205ZM214 169H217L218 171H220V174H221V176L222 177H220L219 178V175H218V171L217 170H215V172H214ZM233 169V170H232ZM242 169V170H241ZM243 169H245L244 171H243ZM250 171H249V170ZM95 172H94V171ZM109 170V169H108ZM174 170H175V167H174ZM200 169H198V171H199ZM225 170H229L228 172H227V174H226V172H224ZM232 170V172L233 173H231L230 171ZM235 170V171H234ZM250 172H248V171ZM252 170V171H251ZM110 171V170H109ZM154 173H153V172ZM197 171V172H198ZM203 171V170H202ZM201 171V172H202ZM245 171H246V173H245ZM262 171V172H261ZM102 172H104V173H102ZM218 172V173H217ZM238 172V173H237ZM240 172L243 174V179H242V176H240L241 174H240ZM248 172V173H247ZM256 172H257V174H256ZM261 172V173H260ZM49 173V174H48ZM95 173V174H94ZM152 173V174H151ZM191 173V174H190ZM199 173H200V171H199ZM214 173H217L216 175L217 176H214L215 174ZM225 173V174H224ZM228 173H230V174H228ZM255 173V174H254ZM260 173V176L258 175ZM52 174H53V171H52ZM92 174L94 175V176H92ZM102 174H104V175H102ZM123 174V173H122ZM154 174V175H153ZM187 174H189V176H191L192 175V172L190 171V172H187L185 175H187ZM202 174V173H201ZM235 174H236V176H235ZM247 174H249V175H247ZM254 174V175H253ZM145 175H147V176H145ZM151 175H153L152 177H149V176H151ZM227 175H229V176H227ZM252 175V176H251ZM51 176V175H50ZM50 176H48V177H50ZM104 176L106 177V179L104 178ZM131 176H133L132 174H131ZM145 176V177H144ZM189 176H187V177H189ZM214 176V177H213ZM238 176V177H237ZM42 177V176H41ZM102 177L104 178V181L105 180H107V178L109 179V180H107V181H103L102 180ZM186 177V178H187ZM237 177V178H236ZM52 177H50L49 179H51ZM154 178V179H153ZM186 178L183 180V181H185L186 180ZM210 179V180H207L208 182L209 181H211V178H212V181L214 180L213 178H215V181L213 182V184L210 186V185H208V184H210V182L206 185V187L205 186H203V183L204 184H206L205 182H207L206 181V179ZM240 178H241V180L243 181H241L240 180ZM100 179V180H99ZM110 179H111V182H110ZM138 179V178H137ZM152 179V180H151ZM218 181H220L221 180V182H218ZM227 179V180H226ZM244 179H246V180H244ZM247 179L248 180H250L251 181V183H250V181H247ZM102 180V182H99V181H101ZM113 180H115V182L117 183V185H118V187H117V185H116V188H115V185H113L115 182H113ZM228 180H230V181H228ZM236 180V181H235ZM187 181V180H186ZM212 181H211V183H212ZM233 181V182H232ZM238 181H241V182H238ZM245 181L246 182H248V184H246L245 183ZM54 182V183H53ZM100 184H104V186H102V188H100L99 187V183ZM104 182V183H103ZM113 182V183H112ZM148 182H150V184L148 183ZM154 182H156V180L154 181ZM188 182H189V180H188ZM188 182H187V184H188ZM216 182H217V184H216ZM222 182H223V185H222ZM110 183H112V185L110 184ZM157 183V182H156ZM154 184V183H152V184H154V187L156 188V186L159 184ZM183 183H185V182H183ZM215 183V184H214ZM224 183H226V184H224ZM235 183V184H234ZM237 183V184H236ZM256 184V188H255V184ZM69 184V185H68ZM90 184V185H89ZM97 184H99L98 185V187H97ZM152 184H151V187H152ZM186 184V183H185ZM229 184V185H228ZM233 184V185H232ZM242 184V185H241ZM243 184H246V185H248V186H250V187H245V185H243ZM252 184H253V186H252ZM261 184V185H260ZM56 185V186H55ZM80 185V186H79ZM110 185V186H109ZM121 185V186H120ZM156 185V186H155ZM160 185V184H159ZM226 185V186H225ZM258 185V186H257ZM60 186V187H59ZM63 186V187H62ZM65 186V187H64ZM70 186L72 187V188H70ZM96 186V187H95ZM123 186H124V188H123ZM172 186V187H171ZM210 186V187H209ZM217 186H219V187H217ZM224 186V187H223ZM243 186V187H242ZM67 187V188H66ZM75 187V188H74ZM126 187V188H125ZM187 187V186H186ZM185 187V188H186ZM205 187V188H204ZM221 187H223L222 189H221ZM226 187V188H225ZM240 187H242V188H240ZM68 188L70 189V190H68ZM77 188V189H76ZM127 188H131V190L130 189H127ZM153 188V187H152ZM157 188H159V186L157 187ZM173 188V189H172ZM179 188H180V190H182L183 192H182V195H181V192H180V190H179ZM220 188V189H219ZM250 188V189H249ZM98 189V190H97ZM125 189V192L124 191H122V190H124ZM176 189H178V190H176ZM191 189V190H190ZM216 189V190H215ZM225 189H226V191H225ZM94 190H96V191H94ZM130 190V191H129ZM134 190V191H133ZM219 190V191H218ZM223 190V191H222ZM242 190V191H241ZM258 190V191H257ZM105 191V193L107 194V196L109 197H107L106 196V198L105 197H103L102 195H101V192H104ZM127 191H128V193H127ZM190 191V192H189ZM193 191V192H192ZM202 191H203V193H202ZM213 191V192H212ZM224 191H225V193H224ZM142 192V193H141ZM189 192V193H188ZM204 192H207V193H204ZM214 192H215V194H214ZM234 192V193H233ZM238 192V193H237ZM245 192V193H244ZM249 192V193H248ZM257 192V193H256ZM50 193V194H49ZM58 193V194H57ZM99 193V194H98ZM126 193V194H125ZM170 193H171V195H173V197H175V198H172L171 197V195H170ZM179 193V194H178ZM195 193L198 195H196L195 196ZM236 193H237V195H236ZM244 193V194H243ZM113 194H114V199H113ZM118 194V195H117ZM129 194V195H128ZM165 194H167V195H165ZM177 194L179 195V197L177 196ZM217 194V195H216ZM223 194V195H222ZM241 194V196H239ZM121 195V196H120ZM190 195H192V196H190ZM205 197H204V196ZM249 195V196H248ZM44 196V197H43ZM112 196V197H111ZM131 196V197H130ZM136 196V197H135ZM194 196V197H193ZM230 196V197H229ZM232 196V197H231ZM254 196V197H253ZM257 196V197H256ZM261 197V198H259V200H258V197ZM182 197V198H181ZM192 197V199L190 200V198ZM209 197V198H208ZM216 197H217V199L218 200H216ZM219 197V198H218ZM236 199H235V198ZM238 197H241V199H239ZM248 197V198H247ZM252 197V198H251ZM105 198V199H104ZM108 198V199H107ZM179 198V199H178ZM181 198V199H180ZM229 198H232V199H229ZM246 198V199H245ZM252 200H251V199ZM106 200L104 203H106V202H108L107 203V205L106 204H103V203H101V205H100V201H104V200ZM171 199V200H170ZM176 199H178L177 201H176ZM196 199V200H195ZM205 199V200H204ZM215 199V200H214ZM239 201H238V200ZM245 199V201H243ZM251 200V201H248V200ZM108 200V201H107ZM115 200V201H114ZM167 200V201H166ZM212 200V201H211ZM224 200V201H223ZM229 200H232L233 202L235 201V204L236 205H234L233 204V202H231V201H229ZM115 203H114V202ZM128 201V202H127ZM132 201V204L130 203ZM169 201V202H168ZM172 201H174L173 203H172ZM185 201H186V203H185ZM189 201V202H188ZM215 201H218V202H216L215 203ZM229 201V202H228ZM243 201V202H242ZM76 202V203H75ZM113 202V203H112ZM127 202V203H126ZM201 202V203H200ZM209 202H210V204H212V205H210L209 204ZM213 202H214V204H213ZM223 202V203H222ZM227 202H228V204H227ZM242 202V203H241ZM254 202V203H255ZM222 203V204H221ZM230 203H232L231 205L232 206H234V208H236V209H234L232 206H230ZM240 203V204H239ZM245 203V204H244ZM264 203V202H263ZM78 204V205H77ZM84 204H86V205H88V207L85 209H83L82 208V206L84 205ZM94 204V205H93ZM114 204V205H113ZM193 204V205H192ZM195 204V205H194ZM223 204H224V206L225 205H227L228 207H229V212H226V210H227V206H225V208H223L224 206H223ZM246 204L248 205V206H246ZM256 204V203H255ZM255 204H253L254 206H255ZM260 204V203H259ZM262 204V203H261ZM259 205V207L261 206L262 207V205ZM104 205V206H103ZM123 205V206H122ZM161 205H163V204H161ZM191 205V206H190ZM239 205V206H238ZM90 206V207H89ZM101 206H102V208H101ZM174 206V207H173ZM221 206V207H220ZM245 206H246V208H245ZM114 209H116V208H118V209H116L117 210V212H114V211H116V210H114L113 211V208ZM127 207V208H126ZM176 207V208H175ZM211 207H213V208H211ZM242 208V209H240V208ZM259 207L257 208V205L255 206V210H256V208H257V213L258 212H260L261 214L263 213L264 214V212L262 211V209H260V211L258 210L259 209ZM110 208H111V210H110ZM173 208H175V209H173ZM178 208V211H176V209ZM180 208V209H179ZM183 209V211H182V209ZM197 208V209H196ZM208 208V209H207ZM217 208V209H216ZM219 208V209H218ZM249 208H253V207H251V205H250V207ZM263 208H264V205H263ZM87 209H88V211H89V213H90V217H88L86 214H89V213H87L88 211H87ZM92 209V210H91ZM105 209V210H104ZM133 209V210H132ZM167 209V210H166ZM215 209H216V211H215ZM225 211H224V210ZM232 209H233V211H232ZM240 209V210H239ZM84 210V211H83ZM162 210V211H161ZM166 210V211H165ZM172 210H173V212H172ZM175 210V211H174ZM189 210V211H188ZM195 210V211H194ZM203 210H205L206 212H204L203 213ZM227 210V211H228ZM235 210H238L237 212L235 211ZM84 212L85 213V215H84V213H82V212ZM134 211V212H133ZM155 211H159L158 212V214H157V212H155ZM171 211V212H170ZM193 211L195 212L193 215H192V213H193ZM197 211V212H196ZM217 211H219V213L217 214L216 212ZM247 211H249V209H247ZM262 211V212H261ZM119 212V213H118ZM161 212V213H160ZM168 212V213H167ZM183 212H185V214H183ZM191 213V215H192V217H191V219H190V217L188 216V219H186V213H187V215L189 214V213ZM199 212L200 213H202L203 215H205V217L203 216H200L199 215ZM222 212H224L223 214H222ZM235 214V215H233V213ZM240 214H239V213ZM245 212V211H244ZM254 213H255V215H257V213H256V211H253ZM78 213H80V214H78ZM128 213H130V214H128ZM167 213V215H165ZM174 213V214H173ZM179 213V214H178ZM232 213V214H231ZM83 214V215H82ZM91 214H93V216L91 215ZM95 214H96V216H97V218H96V220H94L95 218H93V217H95ZM128 214V215H127ZM183 214V215H182ZM198 214V215H197ZM215 214H217L218 215V217L219 218H221L224 214L226 215V214H228V215H226V219H224V216L220 219V220H218L217 219V217H216V215ZM219 214H221V215H219ZM239 214V215H238ZM241 214H242V217H241ZM261 214H259V218L260 219H262L261 221L262 222H260V219L258 220V219H256L255 221H258V222H260V224H263V222H264V215H261ZM74 215V216H73ZM80 215V216H79ZM112 215V216H111ZM130 215V216H129ZM179 215H181V217L179 216ZM190 215V214H189ZM190 215V216H191ZM210 215V216H209ZM212 215H214V217L216 218V221H215V218H213L212 217ZM243 215H246V217H247V219L248 218H250L251 220H244V216ZM249 217H248V216ZM254 214H253V217H256ZM111 216V217H110ZM182 216H185V217H182ZM195 216H196V219L198 220V221H196L197 223L194 225L193 223H195ZM198 216V217H197ZM199 216H200V218H199ZM221 216V217H220ZM229 216V217H228ZM234 216V217H233ZM262 216V217H261ZM133 217V218H132ZM159 217H161V219L159 218ZM163 217H165L164 219H163ZM173 217V218H172ZM179 217L181 218V219H179ZM202 217V218H201ZM208 217L206 218V219H208ZM239 217V218H238ZM244 217V218H243ZM252 217V216H251ZM252 217V218H253ZM70 218V219H69ZM92 218H93V221H92ZM123 218V219H122ZM183 218H185V221H184V219ZM195 220H194V219ZM212 218V219H211ZM257 218V217H256ZM75 219V220H74ZM88 219V220H87ZM91 219V220H90ZM100 219H103V220H100ZM126 219V221H124ZM163 219V220H162ZM175 221H174V220ZM189 219L190 220H192V222L190 223V221H189ZM202 219V221L200 222V220ZM246 219V218H245ZM90 220V221H89ZM106 220V221H105ZM118 220L119 221H121V222H118ZM160 220H161V222H160ZM167 220V221H166ZM181 220V221H180ZM186 220H188L189 221V224H188V221H186ZM194 220V221H193ZM205 220V219H204ZM211 220H212V222H211ZM242 220H243V222H242ZM73 221V222H72ZM81 221V222H84L83 224H80L79 222ZM105 221V222H104ZM108 221V222H107ZM163 221H165V222H163ZM172 221H173V223H172ZM179 221V222H178ZM238 221V222H237ZM246 221H248V222H245ZM92 222V223H91ZM107 222V223H106ZM113 222H115V223H113ZM117 222V223H116ZM171 222V223H170ZM183 222V223H182ZM219 222V223H220ZM232 222V223H231ZM182 223V224H181ZM204 223H205V221H204ZM213 223V224H212ZM238 223V224H237ZM241 223H244V224H246V226L245 227H243V225L244 224H241ZM251 223H253V224H255L253 221L251 222ZM150 224V225H151ZM179 224V225H178ZM190 224H193V225H190ZM205 224H207V221H206V223ZM214 224V225H215ZM77 225H78V227L81 229H79V228H76L77 227ZM111 225V226H110ZM149 225V226H150ZM197 225V226H196ZM202 226H204L203 224H201ZM226 225V224H225ZM233 225V224H232ZM231 225V226H232ZM251 225V224H250ZM148 226V227H149ZM152 226H150V227H152ZM185 226V225H184ZM230 226V227H231ZM248 226H249V224H248ZM248 226H247V230H255V226H257V225H255V226H251V227H254V228H252L251 229V227L250 228H248ZM154 227V226H153ZM183 227V228H182ZM229 227V226H228ZM264 227V226H263ZM176 230H175V229ZM179 228V229H178ZM187 228V226H185V228L184 229H186ZM199 228V227H198ZM232 228L233 227H231L230 229H228V230H230V231H232ZM173 229H174V231H173ZM242 229H243V231H242ZM256 229H257V227H256ZM84 230H85V232H84ZM86 230H88V231H86ZM179 230H180V234H179ZM263 230H264V228H263ZM80 231V232H79ZM110 231V232H109ZM173 233H172V232ZM236 231L234 232V233H236ZM245 231V232H244ZM83 232V233H82ZM177 232V233H176ZM250 232V231H249ZM248 232V233H249ZM255 232V231H254ZM263 233H264V231H262ZM81 233V234H80ZM245 233V234H244ZM247 233V234H248ZM73 234H74V236H73ZM173 234V235H172ZM180 236H179V235ZM242 234H240V236L242 235ZM85 235H87V236H85ZM177 235V236H176ZM78 236V237H77ZM109 236V237H108ZM172 236V237H171ZM244 236H246L245 238H244ZM174 237V238H173ZM238 237H239V235H238ZM83 238V239H82ZM165 238V239H166ZM240 238V237H239ZM239 238H237V239H239ZM76 239V240H75ZM88 241H87V240ZM135 239H136V237H135V235H133L131 238H130V240L129 241H135ZM171 239H173V240H171ZM237 239H236V241H237ZM73 240V241H72ZM173 241V242H172ZM240 239H239V243H240ZM246 241V243H247V241H249L248 239L247 240H245ZM76 242V243H75ZM128 242V241H127ZM127 242H124L125 244L127 243ZM238 242H236V243H238ZM245 243V242H244ZM73 244V245H72ZM77 244V245H76ZM169 244H172V245H169ZM241 244H242V242H241ZM241 244H239V245H241ZM74 247V248H75ZM77 249H79V250H77ZM80 249L82 250L81 251V253H79L80 252ZM76 252H77V254H76ZM85 252V253H84ZM79 253V254H78ZM83 255V258H80L81 256ZM246 257H248V256H246ZM247 259V258H246ZM247 261L250 263V260H249V258L247 259ZM255 262H257V261H255ZM254 262V263H255ZM259 263V262H258ZM258 263H255V264H258ZM260 263H262V264H264V262H260ZM259 263V264H260Z\"/></svg>", "mask_w": 264, "mask_h": 264}]
</instances>
